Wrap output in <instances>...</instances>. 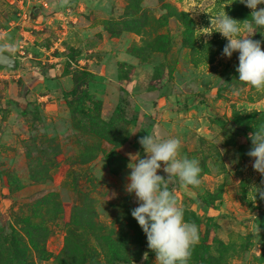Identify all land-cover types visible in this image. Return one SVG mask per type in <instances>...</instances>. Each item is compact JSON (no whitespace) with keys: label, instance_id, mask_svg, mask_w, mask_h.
Instances as JSON below:
<instances>
[{"label":"rangeland","instance_id":"obj_1","mask_svg":"<svg viewBox=\"0 0 264 264\" xmlns=\"http://www.w3.org/2000/svg\"><path fill=\"white\" fill-rule=\"evenodd\" d=\"M224 10L251 14L239 0H0V51L16 59L0 66V264H158L126 191L148 134L178 137L202 169L199 185L166 182L198 226L189 264H264V175L247 155L264 88L238 81V53L208 28ZM87 74L85 104L69 103Z\"/></svg>","mask_w":264,"mask_h":264},{"label":"clouds","instance_id":"obj_2","mask_svg":"<svg viewBox=\"0 0 264 264\" xmlns=\"http://www.w3.org/2000/svg\"><path fill=\"white\" fill-rule=\"evenodd\" d=\"M251 9L250 17L243 21L229 16L225 10L211 17L213 32L226 39L222 55L231 58L238 53L236 71L245 84L264 88V41L252 36L264 28V0H239ZM260 32V31H259ZM210 33V34H211ZM209 34V33H205ZM234 94H239V89ZM251 147L247 155L252 167L264 175V126L250 134ZM147 155L135 160L128 176L126 191L135 195L137 206L131 216L138 222L147 238L148 248L155 252L158 264H189L192 249L199 241L198 226L185 219L183 208L167 187V181L178 179L185 186L199 185L202 171L197 159L180 154L181 141L178 137L161 138L148 134L139 139ZM136 157V156H134ZM163 162L167 179L158 174ZM264 199V190L252 187ZM147 259V253L144 256Z\"/></svg>","mask_w":264,"mask_h":264},{"label":"trees","instance_id":"obj_3","mask_svg":"<svg viewBox=\"0 0 264 264\" xmlns=\"http://www.w3.org/2000/svg\"><path fill=\"white\" fill-rule=\"evenodd\" d=\"M88 74L85 75L83 78H79V79H74V85L72 87V89L70 90L69 94L72 96V99L69 100V103H71L72 101H83V97L85 96L86 89H81L82 87L86 88L87 82L89 79L88 78ZM84 95V96H83ZM83 96V97H82ZM84 101L81 102V105H84ZM78 110L82 111L83 108H79ZM233 123L236 124L237 128H240L243 130V132L245 134H247L248 132H250V128L248 127L247 122L243 121V119H241L240 117H235L233 118Z\"/></svg>","mask_w":264,"mask_h":264},{"label":"water","instance_id":"obj_4","mask_svg":"<svg viewBox=\"0 0 264 264\" xmlns=\"http://www.w3.org/2000/svg\"><path fill=\"white\" fill-rule=\"evenodd\" d=\"M0 66L9 69L15 68L16 59L4 51H0Z\"/></svg>","mask_w":264,"mask_h":264}]
</instances>
